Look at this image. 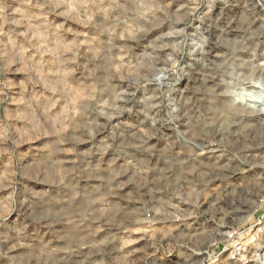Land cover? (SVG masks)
I'll list each match as a JSON object with an SVG mask.
<instances>
[{
  "label": "rangeland",
  "instance_id": "374dc122",
  "mask_svg": "<svg viewBox=\"0 0 264 264\" xmlns=\"http://www.w3.org/2000/svg\"><path fill=\"white\" fill-rule=\"evenodd\" d=\"M262 216L264 0H0V264H264Z\"/></svg>",
  "mask_w": 264,
  "mask_h": 264
},
{
  "label": "built area",
  "instance_id": "2783aa9c",
  "mask_svg": "<svg viewBox=\"0 0 264 264\" xmlns=\"http://www.w3.org/2000/svg\"><path fill=\"white\" fill-rule=\"evenodd\" d=\"M262 221H264L263 216L261 217V220L259 221L258 225H261ZM244 234H245L244 230L242 231L238 228L237 229L228 228V231L224 233L225 242L223 244L220 243L215 244V249L212 252V254H210L208 251L201 253L207 255V257H204L203 262L220 260V258L226 252L228 247L230 248V253H229L230 262H234V263L246 262L249 257V251L244 241ZM157 252L165 253L164 244L159 245V247L157 248Z\"/></svg>",
  "mask_w": 264,
  "mask_h": 264
},
{
  "label": "bare ground",
  "instance_id": "6f19581e",
  "mask_svg": "<svg viewBox=\"0 0 264 264\" xmlns=\"http://www.w3.org/2000/svg\"><path fill=\"white\" fill-rule=\"evenodd\" d=\"M250 99V98H249ZM251 100V99H250ZM231 101H232V99H231ZM254 101V100H253ZM229 102V101H228ZM252 102V101H251ZM255 102V101H254ZM259 102V101H258ZM259 104V103H258ZM222 105V104H221ZM229 105V104H228ZM228 105H226V103H224L221 107H216V108H214L213 110H211L212 111V113H211V115H210V118H209V120H207V121H214V119L216 120V117H221L220 118V125L222 126V128H224V130H227L228 129V127H229V125H228V123H229V120L230 119H232L233 117H236V116H241L242 114H243V107L242 108H240V107H238V108H234L233 106L232 107H228ZM230 105H231V103H230ZM234 105V104H233ZM235 106V105H234ZM247 112V111H246ZM249 113V112H248ZM247 114V113H246ZM251 115L253 114V113H250ZM247 116V115H246ZM249 122V121H248ZM209 123V122H208ZM246 123V122H245ZM204 124V123H203ZM202 124V125H203ZM244 124V123H243ZM205 126H206V123L203 125V126H201L202 128L201 129H205ZM220 126V127H221ZM239 126H241V125H239ZM244 126V125H243ZM246 126V125H245ZM201 131V130H200ZM181 165V164H180ZM209 165V164H208ZM182 166V165H181ZM203 166V165H202ZM179 168H181V167H179ZM208 168V167H207ZM189 170L190 171H194V170H196V172H198L199 171V169L194 165V164H191L190 166H189ZM200 172H204L203 170H200ZM176 176H177V174H176Z\"/></svg>",
  "mask_w": 264,
  "mask_h": 264
},
{
  "label": "clouds",
  "instance_id": "9594fccd",
  "mask_svg": "<svg viewBox=\"0 0 264 264\" xmlns=\"http://www.w3.org/2000/svg\"><path fill=\"white\" fill-rule=\"evenodd\" d=\"M72 7V10L74 11L75 10V6H71ZM107 11V10H105ZM141 15H146V13H141ZM88 19L90 20L91 19V16L88 17ZM87 21H84L82 20L81 23H86ZM142 30V29H141ZM162 75V74H161ZM161 77H157V79H160ZM173 111H176V109L174 108Z\"/></svg>",
  "mask_w": 264,
  "mask_h": 264
}]
</instances>
